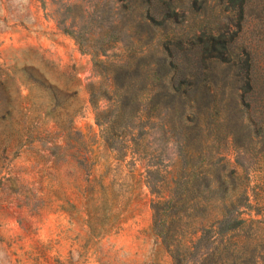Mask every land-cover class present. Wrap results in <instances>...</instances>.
Wrapping results in <instances>:
<instances>
[{
	"label": "rangeland",
	"instance_id": "374dc122",
	"mask_svg": "<svg viewBox=\"0 0 264 264\" xmlns=\"http://www.w3.org/2000/svg\"><path fill=\"white\" fill-rule=\"evenodd\" d=\"M63 1L0 0V264H175L156 234L153 201L176 190L178 205H191L196 195L191 189L197 190L191 174L199 175L206 195L212 160L220 157L227 172L232 164L250 176V203L239 211L247 223L235 256L244 264L258 253L264 264V249L258 248L264 241V133H255L251 154L206 137L190 144L187 154L196 170L185 165L182 142L172 138L169 127L129 124L118 127L125 131L121 137L109 138L91 95L96 93L99 110L113 108L105 91L113 79L109 66L122 63V51L96 57L61 28L89 27L106 6L113 17L105 28H123L126 41L135 44L140 37L131 19L114 15L120 9L114 0ZM67 12V23L60 24ZM253 20L243 40L258 45L264 70V29L253 36L259 21ZM255 99L262 109L264 92ZM261 118L254 115L258 128ZM133 134L142 138L137 152ZM213 147L224 155L211 158ZM197 202L194 227L217 218L227 225L230 219H223L220 203Z\"/></svg>",
	"mask_w": 264,
	"mask_h": 264
},
{
	"label": "trees",
	"instance_id": "16d2710c",
	"mask_svg": "<svg viewBox=\"0 0 264 264\" xmlns=\"http://www.w3.org/2000/svg\"><path fill=\"white\" fill-rule=\"evenodd\" d=\"M114 1L120 7L114 15L121 14L135 23L139 44L126 41L123 28L112 24L105 28L104 23L110 24L113 17L106 6L98 10L97 20L89 27L71 31L65 26L61 28L73 34L81 48L92 49L96 57L122 51V63L109 66L113 79L110 89L105 91L113 108L108 112L99 110L96 93L91 95L97 106V121L106 126L108 137H121L125 131H117L118 127L126 129L129 124L140 122L169 127L172 138L182 142L180 151L185 165L193 170L197 164L188 156L187 148L200 143L203 137L224 141L231 151L251 154L255 133H264V106L258 108L255 99L259 92H264V70L258 60V45H247L243 37L253 19L259 20L253 36L262 33L264 0H213V5L211 0ZM68 17L67 12L59 17V23H67ZM94 22L101 25L92 27ZM90 33L97 36L90 37ZM142 34L147 35L146 39H142ZM245 113L248 123L244 121ZM253 113L262 117L260 128ZM141 141L133 134L132 150L139 151ZM209 152L211 158L224 155L215 152L214 147ZM223 158L212 160L214 168L204 191L206 195L197 180L199 175L191 174L195 176L193 183L197 182L193 186L197 190L191 189L196 193L191 205L179 206L176 190L170 191L167 198L153 201L156 234L175 264L193 260L196 264H241L234 251L247 223L239 211L250 203V176L240 173L229 161L227 172V164L221 165ZM188 185L187 182L184 188L188 189ZM198 199L220 203L223 219H230L227 225L222 227V219L217 218L210 225L194 227ZM258 248L264 249V241ZM254 255L252 262L249 259L244 264H259L260 256Z\"/></svg>",
	"mask_w": 264,
	"mask_h": 264
}]
</instances>
